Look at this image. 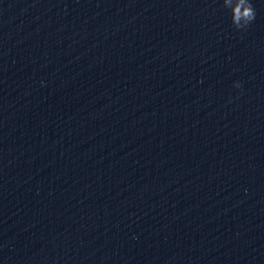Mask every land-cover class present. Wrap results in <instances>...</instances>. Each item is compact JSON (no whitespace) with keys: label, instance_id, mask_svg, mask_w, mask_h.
<instances>
[{"label":"water","instance_id":"obj_1","mask_svg":"<svg viewBox=\"0 0 264 264\" xmlns=\"http://www.w3.org/2000/svg\"><path fill=\"white\" fill-rule=\"evenodd\" d=\"M251 2L0 0V264H264Z\"/></svg>","mask_w":264,"mask_h":264},{"label":"clouds","instance_id":"obj_2","mask_svg":"<svg viewBox=\"0 0 264 264\" xmlns=\"http://www.w3.org/2000/svg\"><path fill=\"white\" fill-rule=\"evenodd\" d=\"M223 6L231 12L232 24L236 30L246 31L254 21L256 12L251 0H223ZM234 87L241 88L239 82Z\"/></svg>","mask_w":264,"mask_h":264}]
</instances>
